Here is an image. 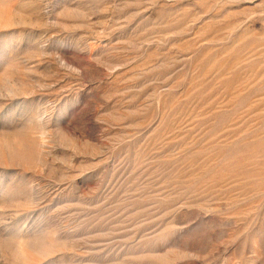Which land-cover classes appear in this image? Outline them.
I'll use <instances>...</instances> for the list:
<instances>
[{"label": "rangeland", "instance_id": "374dc122", "mask_svg": "<svg viewBox=\"0 0 264 264\" xmlns=\"http://www.w3.org/2000/svg\"><path fill=\"white\" fill-rule=\"evenodd\" d=\"M0 264H264V0H0Z\"/></svg>", "mask_w": 264, "mask_h": 264}]
</instances>
